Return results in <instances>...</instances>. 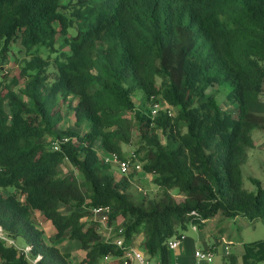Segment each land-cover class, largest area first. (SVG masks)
Masks as SVG:
<instances>
[{
  "label": "trees",
  "instance_id": "obj_1",
  "mask_svg": "<svg viewBox=\"0 0 264 264\" xmlns=\"http://www.w3.org/2000/svg\"><path fill=\"white\" fill-rule=\"evenodd\" d=\"M223 83L237 114L207 93ZM262 94L264 0H0V226L35 264H73L63 241L79 243V264H126L117 241L138 236L166 264L168 241L190 226L264 222V186L246 191L241 169L264 130ZM63 105L75 121L59 130ZM97 145L139 163L164 194L134 193V175L118 177ZM244 249L248 264L264 262V240ZM0 264L33 263L0 240Z\"/></svg>",
  "mask_w": 264,
  "mask_h": 264
},
{
  "label": "rangeland",
  "instance_id": "obj_2",
  "mask_svg": "<svg viewBox=\"0 0 264 264\" xmlns=\"http://www.w3.org/2000/svg\"><path fill=\"white\" fill-rule=\"evenodd\" d=\"M17 56L22 58L24 56V52L22 50L17 52ZM11 74H16L17 67L14 63L8 64L7 69ZM232 87L228 83H223L218 87H210L207 90V93L210 95L215 92V98L219 102V104L223 107V109L229 113L237 114L238 113V104L229 99V92ZM261 99L264 100V94L261 95ZM134 101L136 104H139L141 101V95L137 94L134 96ZM61 112L63 114V123L59 125L58 129L63 130L68 127L74 126V114L69 106L63 105L61 107ZM87 129V128H86ZM136 128L133 129V132ZM253 140L256 143H260L256 146L250 153L249 159L246 164H244L242 169V186L248 192H257V186L252 181L253 179H257L261 182L262 186H264V130H256L252 134ZM50 141V138H47ZM96 149L99 151L101 156H106V158L112 159L113 155L102 152L99 145L96 146ZM132 148L128 146H123V152L126 157H130L132 155ZM105 154V155H104ZM136 159V158H134ZM116 169L117 176H121L123 173L119 168V162L111 163ZM69 166H64L65 171H69ZM128 173L134 175L132 182V191L142 192L148 194L149 197H159L164 194L160 188H158L152 181L151 177L148 174H145L141 169V165L136 163V161L130 163V168ZM126 175V174H124ZM172 194L168 192L169 195H173V198L177 202H181L183 200L182 196L178 195L177 192L172 191ZM106 214H101L100 216H96L95 220H97L104 227V220ZM207 227L213 229L211 234L215 237H222V245L227 246L229 248V252L235 255L240 254L243 251V242H252L255 240L263 239L264 237V224L260 219H249L247 217H236L234 219H223L220 215H216L211 218L210 222L207 223ZM41 228L45 231V238L49 243H54V228L52 227L50 222H45L41 224ZM190 227L186 232L189 233ZM192 231V230H191ZM193 232V231H192ZM107 232H105V236H107ZM60 242V247L63 251L68 250L70 253V260L74 264H78L80 257L82 256V250L80 249L79 243L76 241L68 242L67 248H63L64 244ZM17 244L20 247H23L24 242L22 240H17ZM202 248V246H198ZM151 262H156L155 258H149ZM110 261H104L100 264H107ZM163 264V263H162ZM170 264V263H169Z\"/></svg>",
  "mask_w": 264,
  "mask_h": 264
},
{
  "label": "crops",
  "instance_id": "obj_3",
  "mask_svg": "<svg viewBox=\"0 0 264 264\" xmlns=\"http://www.w3.org/2000/svg\"><path fill=\"white\" fill-rule=\"evenodd\" d=\"M259 144L260 143H256V146H258ZM103 157L106 158V156H103ZM101 214H106L107 216L108 213L107 211L101 212V213L95 214L94 216L95 217L100 216ZM210 220L211 218L207 219L204 225L201 227L190 226L189 233L186 232L188 229L184 232L182 241L180 242L179 246L176 249H169L168 262L166 264H169V263L170 264H248V262L245 261V259L243 258L245 254L244 244L246 242H243V251L240 254L235 255V254L230 253L229 248L226 245L225 246L222 245V241H221L222 237L220 238L215 237L214 239H212L213 236L211 234V231L215 228L212 227V229H210L207 227V223H209ZM107 237H108V234L107 236H105V238ZM262 238L263 239H259V240H264V237ZM141 240H142L141 236H138L135 238L136 248L140 246ZM255 241H258V240H255ZM68 242L66 241L63 248H67V245H69ZM248 243H251V242H248ZM56 244L60 246V243H56ZM198 246H202V248ZM67 249L68 250L65 249V251H63V249L61 250L66 253H70L69 248ZM199 251L203 253H207V252L211 253L212 259L208 260V259L198 258L196 256V252H199ZM229 257L233 258V259H230L232 263L231 261L228 260ZM106 261H110V263H113L112 259H107ZM155 261L160 262L157 259H155ZM131 264H136V263H131ZM257 264H264V262H259Z\"/></svg>",
  "mask_w": 264,
  "mask_h": 264
},
{
  "label": "built area",
  "instance_id": "obj_4",
  "mask_svg": "<svg viewBox=\"0 0 264 264\" xmlns=\"http://www.w3.org/2000/svg\"><path fill=\"white\" fill-rule=\"evenodd\" d=\"M164 106V105H162ZM161 107V104L157 103L153 106L154 108V112H156V110ZM55 149H59V142H56L54 144ZM112 159L109 158H105L106 161L113 163V162H119V168L121 170V172L123 174H128L129 168H130V161H118V159L116 158V156H112ZM101 212H106V210L102 209V208H98L94 210V215L101 213ZM183 235L181 237H173L168 241V248L169 249H176L180 242L182 241ZM0 240L3 242H6L9 245L15 246L21 253H23L29 260L32 261L33 264H35L38 260H40L41 256L38 255L34 260H32L30 258V254H31V250L32 247L29 245L20 247L18 246L17 242H15V240L10 239L6 233L3 231L2 227L0 226ZM117 246L120 248H123L125 251V258L127 260L126 264H131V263H136V264H162L161 262H151L149 260V257L145 256L140 250H138L137 248L130 246V247H124L123 243L121 240L117 241ZM196 256L198 258L201 259H208L211 260L212 259V254L211 253H203V252H196Z\"/></svg>",
  "mask_w": 264,
  "mask_h": 264
},
{
  "label": "clouds",
  "instance_id": "obj_5",
  "mask_svg": "<svg viewBox=\"0 0 264 264\" xmlns=\"http://www.w3.org/2000/svg\"><path fill=\"white\" fill-rule=\"evenodd\" d=\"M26 246V245H25Z\"/></svg>",
  "mask_w": 264,
  "mask_h": 264
}]
</instances>
